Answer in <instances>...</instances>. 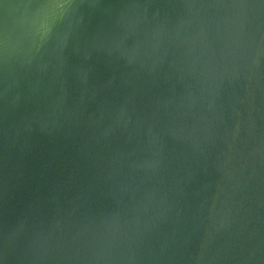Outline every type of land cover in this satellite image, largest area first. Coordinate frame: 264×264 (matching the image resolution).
I'll return each mask as SVG.
<instances>
[{
    "label": "water",
    "instance_id": "water-1",
    "mask_svg": "<svg viewBox=\"0 0 264 264\" xmlns=\"http://www.w3.org/2000/svg\"><path fill=\"white\" fill-rule=\"evenodd\" d=\"M0 264H264V0H0Z\"/></svg>",
    "mask_w": 264,
    "mask_h": 264
}]
</instances>
